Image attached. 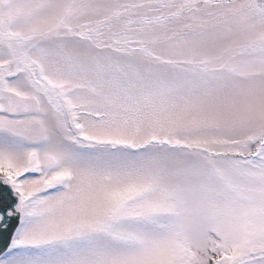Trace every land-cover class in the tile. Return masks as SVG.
Wrapping results in <instances>:
<instances>
[{"label":"snow or ice","instance_id":"6c2138e0","mask_svg":"<svg viewBox=\"0 0 264 264\" xmlns=\"http://www.w3.org/2000/svg\"><path fill=\"white\" fill-rule=\"evenodd\" d=\"M0 264H264V0H0Z\"/></svg>","mask_w":264,"mask_h":264}]
</instances>
